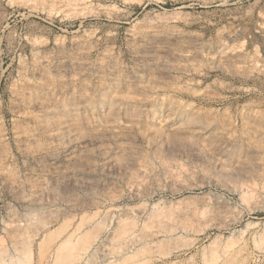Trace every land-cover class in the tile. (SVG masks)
I'll return each instance as SVG.
<instances>
[{
  "label": "rangeland",
  "instance_id": "obj_1",
  "mask_svg": "<svg viewBox=\"0 0 264 264\" xmlns=\"http://www.w3.org/2000/svg\"><path fill=\"white\" fill-rule=\"evenodd\" d=\"M246 263L264 0H0V264Z\"/></svg>",
  "mask_w": 264,
  "mask_h": 264
},
{
  "label": "bare ground",
  "instance_id": "obj_2",
  "mask_svg": "<svg viewBox=\"0 0 264 264\" xmlns=\"http://www.w3.org/2000/svg\"><path fill=\"white\" fill-rule=\"evenodd\" d=\"M228 1V0H227ZM226 2V1H225ZM224 2V3H225ZM224 3H223V5H224ZM206 6H210V5H206ZM217 13H219V12H217ZM216 13V14H217ZM100 63V62H99ZM35 73V72H34ZM189 76V75H188ZM140 122V121H139ZM126 125V124H125ZM132 133V132H131ZM100 135V134H99ZM244 162V161H243ZM238 168H239V166H237ZM43 179V178H42ZM59 182V181H58ZM88 182V181H87ZM67 183V182H66ZM39 184V183H38ZM58 184V183H57ZM56 184V185H57ZM216 184V183H215ZM214 184V185H215ZM41 186V185H40ZM39 186V187H40ZM54 187V186H53ZM52 190V189H51ZM136 191V190H135ZM134 191V192H135ZM23 192V191H22ZM52 192L54 193V191L52 190ZM58 192V191H57ZM56 192V193H57ZM61 194V193H60ZM28 195V194H27ZM94 196V195H93ZM97 196V195H96ZM25 197V196H24ZM30 197V196H29ZM28 197V198H29ZM113 197V196H112ZM41 198V197H40ZM62 198V197H61ZM66 198H67V196H66ZM25 199H27V198H25ZM63 199V198H62ZM120 199V198H119ZM194 199H197V198H194ZM33 200V199H32ZM50 200V199H49ZM57 200V199H56ZM106 200V199H105ZM108 200V199H107ZM184 201V200H183ZM190 201V200H189ZM209 201V200H208ZM32 202V201H31ZM36 203V202H35ZM40 203V202H39ZM53 203H54V201H53ZM31 204V203H30ZM79 204V203H78ZM190 204V203H189ZM69 206H71V203H70V205ZM203 206V205H202ZM218 206V205H217ZM64 207V206H63ZM42 208V207H41ZM211 208V207H210ZM73 209V208H72ZM215 209V208H214ZM217 209V208H216ZM225 209V208H224ZM42 212V211H41ZM152 212V211H151ZM150 212V213H151ZM171 212V211H170ZM50 213V212H49ZM57 213H59V212H57ZM154 213V212H153ZM190 213V212H189ZM196 213V212H195ZM46 214H47V212H46ZM136 214H138V213H136ZM193 214V213H192ZM206 214V213H205ZM209 214L211 215V213L209 212ZM37 215V214H36ZM55 215V214H54ZM59 215V214H58ZM151 215H152V213H151ZM191 215V214H190ZM208 215V214H207ZM219 215V214H218ZM42 216V215H41ZM13 217V216H12ZM36 217V216H35ZM40 217V216H39ZM45 217V216H44ZM92 217V216H91ZM151 217V216H150ZM70 218V217H69ZM68 218V219H69ZM228 218V217H227ZM151 219H153V218H150V220ZM65 220V219H64ZM90 220V219H89ZM127 220V219H126ZM146 220H148V219H146ZM180 220V219H179ZM32 221V220H31ZM230 221V220H229ZM10 222V221H9ZM8 222V223H9ZM18 222V221H17ZM27 222V221H26ZM80 223V222H79ZM153 223V222H152ZM6 224V223H5ZM78 224V223H77ZM106 224V223H105ZM154 224V223H153ZM159 224V223H158ZM208 224V223H207ZM66 225V224H65ZM108 225V224H107ZM124 225V224H123ZM152 224H150L149 226H151ZM160 225V224H159ZM210 225V224H209ZM63 226V225H62ZM98 226V225H97ZM122 226V225H121ZM212 226V225H211ZM215 226V225H214ZM9 227V226H8ZM21 227V226H20ZM19 227V228H20ZM40 227V226H39ZM146 227H147V225H146ZM7 228V227H6ZM106 229H107V227H105ZM61 229V228H60ZM142 229V228H141ZM103 230H104V228H103ZM246 230V229H245ZM149 231V230H148ZM148 231H146V232H148ZM57 232V231H56ZM116 232H121L120 233V238H122L123 239V242L126 244V245H128V246H135V245H138V244H140V246L142 247V246H145V245H149V244H151V243H153L154 241H156L157 239H159V237H161V235H164V236H167V234L169 233L168 231H166V232H152V233H150V234H148V235H142L143 234V231H141L142 232V234L140 235V233H137V230L135 229V228H126V227H118L117 229H116ZM25 233V232H24ZM91 234V233H90ZM95 234V233H94ZM7 235H8V233H7ZM70 235V234H69ZM93 235V234H92ZM116 235V234H115ZM52 236H53V233H52ZM118 236V235H117ZM70 237V236H69ZM250 237V236H249ZM22 238H25V237H22ZM91 238V237H90ZM115 238H116V236H115ZM26 239V238H25ZM53 239V238H52ZM55 239V238H54ZM84 239H86V238H84ZM110 239V238H109ZM250 239V238H249ZM24 240V239H23ZM69 240H70V238H69ZM102 240V239H101ZM115 240V239H114ZM28 241V240H27ZM26 241V242H27ZM33 241V240H32ZM67 241V240H66ZM80 241V240H79ZM107 241V240H106ZM23 242V241H22ZM48 242V241H47ZM60 243V242H59ZM78 243V242H77ZM91 243V242H90ZM100 243V242H99ZM111 243V242H110ZM112 243H114V242H112ZM234 243V242H233ZM81 244V243H80ZM85 244V243H84ZM187 244V243H186ZM27 245V243H25V246ZM105 245V244H104ZM160 245V244H159ZM61 246H62V244H61ZM212 246H214V245H212ZM117 247V246H116ZM218 247V246H217ZM14 248V247H13ZM41 248V247H40ZM64 248H66V247H64ZM119 248V247H118ZM148 248V247H147ZM59 249V248H58ZM160 249V248H159ZM162 249V248H161ZM237 249V248H236ZM30 250V249H29ZM28 250V251H29ZM45 250V249H44ZM78 250V249H77ZM76 250V251H77ZM109 250V249H108ZM113 250V249H112ZM115 250H117V249H115ZM263 250V249H262ZM48 251V250H47ZM55 251H56V249H55ZM59 251V250H58ZM72 251H73V249H72ZM148 251V250H147ZM226 251V250H225ZM20 252V251H19ZM149 252V251H148ZM159 252H160V250H159ZM232 252V251H231ZM89 253V252H88ZM107 253V252H106ZM134 253H136V252H134ZM162 253V252H161ZM14 254V253H13ZM17 254V253H16ZM44 254V253H43ZM64 254V253H63ZM30 255H31V253H30ZM30 255L28 256L29 258H30ZM138 255V254H137ZM203 255V254H202ZM238 255V254H237ZM258 255V254H257ZM263 255V254H262ZM261 255V256H262ZM74 256V255H73ZM139 256V255H138ZM154 256V255H153ZM20 257V256H19ZM24 257H26V256H24ZM69 257V256H68ZM163 257V256H162ZM21 258H22V256H21ZM58 258H59V256H58ZM64 258V257H63ZM71 258H73V257H71ZM135 258V257H134ZM138 258V257H137ZM61 259V258H60ZM58 260V261H61V260ZM239 259V258H238ZM24 260H25V258H24ZM31 259H29V261H30ZM64 260H65V258H64ZM150 260V259H149ZM143 261V260H142ZM151 261V260H150ZM3 262V261H2ZM27 262V261H26ZM62 262V261H61ZM69 262V261H68ZM71 262V261H70ZM205 263V262H204ZM215 263V262H214ZM247 264V263H246Z\"/></svg>",
  "mask_w": 264,
  "mask_h": 264
}]
</instances>
